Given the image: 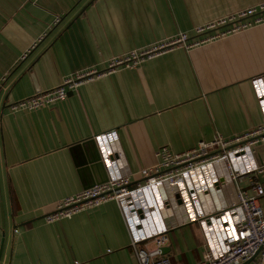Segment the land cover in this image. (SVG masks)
Returning <instances> with one entry per match:
<instances>
[{
	"label": "crops",
	"instance_id": "0c3cea01",
	"mask_svg": "<svg viewBox=\"0 0 264 264\" xmlns=\"http://www.w3.org/2000/svg\"><path fill=\"white\" fill-rule=\"evenodd\" d=\"M262 2L0 0V264H138L115 200L44 219L60 200L107 180L97 135L116 132L133 189L161 148L179 154L260 126L252 83L264 76V26L119 68L47 108L11 105L180 33L194 40V28ZM262 168L239 183L248 195L251 180L264 187ZM258 205L264 212V197ZM166 237L172 264H195L206 250L195 223Z\"/></svg>",
	"mask_w": 264,
	"mask_h": 264
},
{
	"label": "built area",
	"instance_id": "2783aa9c",
	"mask_svg": "<svg viewBox=\"0 0 264 264\" xmlns=\"http://www.w3.org/2000/svg\"><path fill=\"white\" fill-rule=\"evenodd\" d=\"M256 26H264V2L194 28V40L180 33L167 42L113 58L104 70L74 72L57 87L18 101L10 110L47 108L65 100L80 85L119 68L135 67L178 46L190 50ZM252 84L263 119L260 126L231 142L216 137L211 143L201 142L179 154L161 148L155 154L158 164L141 170L143 180L133 189L129 184L134 174L121 154L116 132L95 136L107 181L60 200L45 222L50 224L115 200L138 264H172L162 253L168 241L166 234L194 223L200 226L206 247L195 264H264V212L258 205L264 197V187L259 179L251 180L252 195H248L239 184L245 177L258 176L263 169L257 164L254 149L264 145V76ZM143 194L147 203H137L136 196Z\"/></svg>",
	"mask_w": 264,
	"mask_h": 264
},
{
	"label": "water",
	"instance_id": "95a60500",
	"mask_svg": "<svg viewBox=\"0 0 264 264\" xmlns=\"http://www.w3.org/2000/svg\"><path fill=\"white\" fill-rule=\"evenodd\" d=\"M254 157H255V159H256V161H257V164L259 165V166H264V147L263 146H260V147H256L255 149H254ZM107 181V180H106ZM105 181V182H106ZM104 182V183H105ZM141 213V211H138V214H140ZM142 217V216H141ZM163 252V255H165V253H164V250H162ZM250 261H248L247 262V264L249 263Z\"/></svg>",
	"mask_w": 264,
	"mask_h": 264
},
{
	"label": "bare ground",
	"instance_id": "6f19581e",
	"mask_svg": "<svg viewBox=\"0 0 264 264\" xmlns=\"http://www.w3.org/2000/svg\"><path fill=\"white\" fill-rule=\"evenodd\" d=\"M140 196H136V201H137V203H140V202H142V201H144V203H147L146 201H145V196H144V194L142 195V197H140ZM147 220V219H146ZM150 220H151V214H150ZM150 221H146V223L149 225L150 223H149Z\"/></svg>",
	"mask_w": 264,
	"mask_h": 264
}]
</instances>
